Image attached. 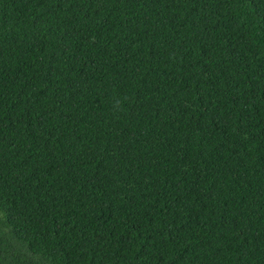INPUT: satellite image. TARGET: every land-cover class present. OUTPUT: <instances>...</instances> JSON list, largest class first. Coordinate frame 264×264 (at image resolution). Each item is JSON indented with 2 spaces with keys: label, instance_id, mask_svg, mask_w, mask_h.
Wrapping results in <instances>:
<instances>
[{
  "label": "trees",
  "instance_id": "16d2710c",
  "mask_svg": "<svg viewBox=\"0 0 264 264\" xmlns=\"http://www.w3.org/2000/svg\"><path fill=\"white\" fill-rule=\"evenodd\" d=\"M0 264H264V0H0Z\"/></svg>",
  "mask_w": 264,
  "mask_h": 264
}]
</instances>
